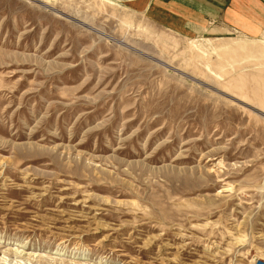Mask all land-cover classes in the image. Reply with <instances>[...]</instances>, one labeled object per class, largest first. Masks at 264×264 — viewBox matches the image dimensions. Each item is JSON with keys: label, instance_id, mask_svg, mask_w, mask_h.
Here are the masks:
<instances>
[{"label": "rangeland", "instance_id": "374dc122", "mask_svg": "<svg viewBox=\"0 0 264 264\" xmlns=\"http://www.w3.org/2000/svg\"><path fill=\"white\" fill-rule=\"evenodd\" d=\"M137 1L0 0V264L264 263V15Z\"/></svg>", "mask_w": 264, "mask_h": 264}, {"label": "crops", "instance_id": "0c3cea01", "mask_svg": "<svg viewBox=\"0 0 264 264\" xmlns=\"http://www.w3.org/2000/svg\"><path fill=\"white\" fill-rule=\"evenodd\" d=\"M239 2L242 4L241 12L248 11L255 5L264 15V0H138L137 6L144 5L146 12L158 11L161 16L156 17L170 26L177 25L183 30H200L213 24H221L225 19H232L235 5ZM167 20H174L176 23ZM232 24L237 26L236 23ZM242 26L247 27L244 24Z\"/></svg>", "mask_w": 264, "mask_h": 264}, {"label": "built area", "instance_id": "2783aa9c", "mask_svg": "<svg viewBox=\"0 0 264 264\" xmlns=\"http://www.w3.org/2000/svg\"><path fill=\"white\" fill-rule=\"evenodd\" d=\"M256 264H264L263 262H257Z\"/></svg>", "mask_w": 264, "mask_h": 264}, {"label": "bare ground", "instance_id": "6f19581e", "mask_svg": "<svg viewBox=\"0 0 264 264\" xmlns=\"http://www.w3.org/2000/svg\"><path fill=\"white\" fill-rule=\"evenodd\" d=\"M34 1H36V0H34ZM41 3V2H40Z\"/></svg>", "mask_w": 264, "mask_h": 264}, {"label": "water", "instance_id": "95a60500", "mask_svg": "<svg viewBox=\"0 0 264 264\" xmlns=\"http://www.w3.org/2000/svg\"><path fill=\"white\" fill-rule=\"evenodd\" d=\"M260 113V112H259Z\"/></svg>", "mask_w": 264, "mask_h": 264}]
</instances>
